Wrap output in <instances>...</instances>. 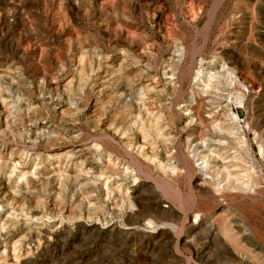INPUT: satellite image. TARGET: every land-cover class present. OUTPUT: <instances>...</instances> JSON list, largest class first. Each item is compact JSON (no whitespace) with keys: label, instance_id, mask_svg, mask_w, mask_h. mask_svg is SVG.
Wrapping results in <instances>:
<instances>
[{"label":"rangeland","instance_id":"obj_1","mask_svg":"<svg viewBox=\"0 0 264 264\" xmlns=\"http://www.w3.org/2000/svg\"><path fill=\"white\" fill-rule=\"evenodd\" d=\"M0 264H264V0H0Z\"/></svg>","mask_w":264,"mask_h":264},{"label":"bare ground","instance_id":"obj_2","mask_svg":"<svg viewBox=\"0 0 264 264\" xmlns=\"http://www.w3.org/2000/svg\"><path fill=\"white\" fill-rule=\"evenodd\" d=\"M199 78V77H198ZM150 119V118H149ZM187 157V156H186ZM216 167V166H215ZM169 182V181H168ZM177 198V197H176ZM192 198V197H191ZM193 199V198H192ZM191 199V200H192ZM191 200H189V201H191ZM182 203V202H181ZM249 207V206H248ZM249 213V212H248ZM195 214V213H194ZM229 229H231V228H229ZM231 233V232H230ZM229 233V234H230ZM234 234V233H233ZM226 237H228L227 235H225ZM232 236V235H231ZM236 236V235H235ZM227 239V238H226ZM229 240H231V239H229ZM233 244H235V243H233ZM237 245H235V247H236ZM243 247V246H242ZM240 248V247H239ZM239 248H237V249H239ZM241 249V248H240ZM242 250H243V248H242Z\"/></svg>","mask_w":264,"mask_h":264}]
</instances>
